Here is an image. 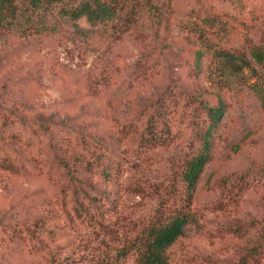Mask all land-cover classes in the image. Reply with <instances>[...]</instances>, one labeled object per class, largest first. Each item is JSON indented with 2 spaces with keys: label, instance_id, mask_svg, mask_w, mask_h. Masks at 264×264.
Here are the masks:
<instances>
[{
  "label": "rangeland",
  "instance_id": "obj_1",
  "mask_svg": "<svg viewBox=\"0 0 264 264\" xmlns=\"http://www.w3.org/2000/svg\"><path fill=\"white\" fill-rule=\"evenodd\" d=\"M118 1L115 17L95 24L65 16V4L33 8L17 2L16 17L0 26V150L7 145L16 153L9 155L31 170L21 178L0 170V239L14 222L44 216L39 206L54 199L56 188L40 165L53 160L52 146L66 132L73 140L66 157L89 154L86 142L98 137L122 157L121 174L108 185L118 198L113 238L106 231L63 232L41 253L0 243V264H59L95 245L113 249L121 236L145 225L194 137L193 105L177 97L169 115L175 134L170 145L143 149L137 131L166 87L211 103L218 88L210 85L221 89L227 110L193 200L198 223L187 226L169 249V264H238L264 229V65L244 48L264 35V0ZM196 16L214 23L213 28L194 24L208 51L200 64L203 73L194 80L199 46L179 23ZM229 16L246 27L230 20L232 35L225 43L213 32ZM206 31L213 44L203 40ZM222 50L240 54L249 67L231 75L218 54ZM99 76L109 80L93 92ZM35 122L52 128L34 134ZM9 132L31 145H8L2 137ZM249 223L250 229L241 227ZM253 258L247 264H264V253ZM122 264L137 263L130 256Z\"/></svg>",
  "mask_w": 264,
  "mask_h": 264
},
{
  "label": "trees",
  "instance_id": "obj_2",
  "mask_svg": "<svg viewBox=\"0 0 264 264\" xmlns=\"http://www.w3.org/2000/svg\"><path fill=\"white\" fill-rule=\"evenodd\" d=\"M17 2L27 3L33 8L39 7L43 2L65 4L67 8L62 9L61 13L71 19L85 17L91 24L112 20L120 6L118 0H0V26L7 25L8 19L16 17ZM207 18L196 16L193 21L185 19L179 23V27L190 33L199 46L193 68L196 74L194 80L202 75L200 64L206 57L205 54H208L204 47L205 43L200 39L203 33L194 31V24L213 28L214 22L209 20L210 17ZM230 20L242 28L246 27L241 21L229 16L213 32L214 35H220L225 43L232 35L233 27L230 25ZM208 34L206 31L203 40L213 41ZM244 48L252 59L264 65V35H261L256 43L245 45ZM218 54L222 56L221 58L225 57L231 75L239 72L241 68L249 67L240 54L233 55L223 50ZM108 80L106 76L95 78L91 90L95 92L98 86L106 84ZM210 86L218 88V92H213L216 100L211 103L196 95H187L175 87H166L153 104L152 112L146 119L144 127L137 131L139 147L143 149L170 145L175 134L171 130L169 115L177 105V97H187L188 100L183 99L193 105L194 118L190 127L194 130V137L187 151L181 156L179 164L162 186L166 197L159 202L147 223L121 236L122 239L118 241L116 247L111 245L113 249L103 244L98 248L95 245L92 247L94 249H82L78 255L70 259L65 258L59 264H122L130 256L134 257L137 264H169V249L183 236L187 226L198 223L193 200L201 176L213 160V149L218 137L216 132L222 115L227 110V104L219 94L221 89L218 85ZM199 90L202 89L195 87V91ZM262 100L264 109V97ZM2 118L4 121L8 120L5 115ZM35 125L34 134L52 128L48 123L35 122ZM5 135L2 138L6 139L8 145L19 146L18 148L31 145L30 140L14 132H9L6 137ZM64 135L65 137L57 140L52 146L53 160L40 165V168L45 170L47 180L56 188L54 199L39 206L44 216L30 221L14 222L8 226L5 236L0 239L2 248L12 247L28 253H41L57 239L60 233H76L80 230H88L92 234L106 231L109 238L113 236L118 198L108 185L121 174L122 157L104 137L93 138L86 142L89 154L66 157L69 144H72L73 140L69 132ZM9 154L16 153L9 150L7 145H3L0 150V170L19 178L31 171L25 160L24 163ZM251 172L254 171L249 169L245 174L250 176ZM241 227L250 229L251 224ZM234 231L239 232L240 227H235ZM262 234L264 229H259L253 245L240 258L238 264H247L252 261V256L254 260L264 253Z\"/></svg>",
  "mask_w": 264,
  "mask_h": 264
}]
</instances>
